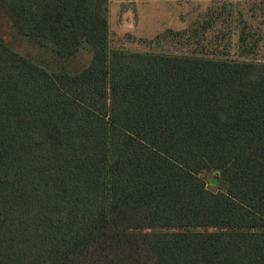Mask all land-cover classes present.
Listing matches in <instances>:
<instances>
[{"label": "trees", "instance_id": "1", "mask_svg": "<svg viewBox=\"0 0 264 264\" xmlns=\"http://www.w3.org/2000/svg\"><path fill=\"white\" fill-rule=\"evenodd\" d=\"M107 3L0 0V264H264V0L158 51Z\"/></svg>", "mask_w": 264, "mask_h": 264}, {"label": "rangeland", "instance_id": "2", "mask_svg": "<svg viewBox=\"0 0 264 264\" xmlns=\"http://www.w3.org/2000/svg\"><path fill=\"white\" fill-rule=\"evenodd\" d=\"M210 4L211 0H108L110 45L132 51L172 49L170 38H162V33L167 29L183 30L193 20L200 18ZM228 29L229 25L225 32ZM216 30L214 28L213 32L208 33L207 40L211 43H214L212 37ZM222 42L223 39L218 46ZM229 56L236 57L233 46ZM201 175L208 181L209 187L217 184L211 183L212 178L216 179L214 172Z\"/></svg>", "mask_w": 264, "mask_h": 264}, {"label": "water", "instance_id": "3", "mask_svg": "<svg viewBox=\"0 0 264 264\" xmlns=\"http://www.w3.org/2000/svg\"><path fill=\"white\" fill-rule=\"evenodd\" d=\"M211 183H212V184H215V183H216V179H215V178H212V179H211Z\"/></svg>", "mask_w": 264, "mask_h": 264}]
</instances>
